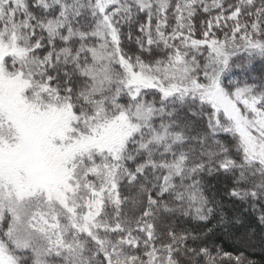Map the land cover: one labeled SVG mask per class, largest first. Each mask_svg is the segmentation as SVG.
Masks as SVG:
<instances>
[{
    "label": "snow or ice",
    "instance_id": "obj_1",
    "mask_svg": "<svg viewBox=\"0 0 264 264\" xmlns=\"http://www.w3.org/2000/svg\"><path fill=\"white\" fill-rule=\"evenodd\" d=\"M257 57L264 0H0V264H257L170 223L264 222Z\"/></svg>",
    "mask_w": 264,
    "mask_h": 264
},
{
    "label": "trees",
    "instance_id": "obj_2",
    "mask_svg": "<svg viewBox=\"0 0 264 264\" xmlns=\"http://www.w3.org/2000/svg\"><path fill=\"white\" fill-rule=\"evenodd\" d=\"M199 36V33H197ZM126 50L139 54L135 44H128ZM241 58L247 56V53H239ZM235 59V58H234ZM239 62V61H237ZM251 71L244 68L233 67L228 73L229 79L247 80L249 83H261L264 77V59L257 57ZM221 139L230 141L231 138L221 136ZM208 185L206 194L210 198L215 197L218 208L216 214L209 221H195L188 218H173L170 223L179 228L192 229L197 232L212 229L209 234V242L225 252L238 254L243 252L249 259L255 260L257 264H264V248L261 247V237L264 236V222L260 220L261 212L259 205L255 208L249 207L247 202H242L228 195L232 187L231 180L225 175H216L205 177ZM129 201H132L137 195L135 187H128L122 192ZM125 211H139L138 206L131 203L127 205Z\"/></svg>",
    "mask_w": 264,
    "mask_h": 264
}]
</instances>
